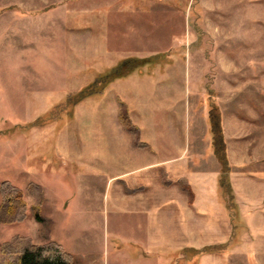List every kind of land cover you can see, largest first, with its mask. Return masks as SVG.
Masks as SVG:
<instances>
[{
  "label": "rangeland",
  "instance_id": "obj_1",
  "mask_svg": "<svg viewBox=\"0 0 264 264\" xmlns=\"http://www.w3.org/2000/svg\"><path fill=\"white\" fill-rule=\"evenodd\" d=\"M133 59L149 62L124 64V77L75 105ZM121 102L146 143L192 158L210 154L205 119L217 107L230 177L228 150L246 147L255 161L244 169L264 180V0H0V183L24 191L28 205L24 222L0 223V264L1 246L16 236L58 243L74 264H264L259 187L251 204L236 185L235 211L224 203V245L162 257L126 239ZM31 184L45 195L42 224Z\"/></svg>",
  "mask_w": 264,
  "mask_h": 264
},
{
  "label": "crops",
  "instance_id": "obj_2",
  "mask_svg": "<svg viewBox=\"0 0 264 264\" xmlns=\"http://www.w3.org/2000/svg\"><path fill=\"white\" fill-rule=\"evenodd\" d=\"M137 89L139 93L136 97L140 100L142 86ZM125 105L132 124L139 130L140 141L148 145L146 149L135 147L132 135L127 132L123 136L125 145L118 148L126 167L124 175L127 182L124 193L119 196L124 200L127 228L129 226V229L126 228V239L146 251V254L156 253V256L162 257L180 256L182 251L228 243L232 226L228 224L227 214L223 210L225 205L218 192L220 171L212 146L209 144L208 147L210 154L206 152L194 158L180 148L153 147L145 142L138 117L134 118L130 105ZM205 121L208 128V119ZM228 152L236 168L230 177L232 188L234 192L235 185L242 189L251 204V200H256V187L260 189L258 192L263 190L264 180L256 181L244 169L255 161L249 154L244 156L246 147L240 156L234 151ZM79 154L77 151L76 164L81 170ZM149 170L157 171L153 176L144 174ZM166 173L167 179L164 176ZM181 180L186 181L191 195L180 188ZM262 201L264 199L259 202ZM260 205L263 207L262 203Z\"/></svg>",
  "mask_w": 264,
  "mask_h": 264
},
{
  "label": "trees",
  "instance_id": "obj_3",
  "mask_svg": "<svg viewBox=\"0 0 264 264\" xmlns=\"http://www.w3.org/2000/svg\"><path fill=\"white\" fill-rule=\"evenodd\" d=\"M129 62L132 66L135 62L140 63L137 65H144L149 61L147 59L124 61L119 67L112 69L105 75H101L93 84L77 94L75 96V105L93 94H102L111 83L124 77L125 74L123 75L120 69L124 64ZM215 110H217V107H210L208 126L212 139L213 153L221 166L218 177V192L222 202L228 205L229 210L235 211V197L230 178L232 167L227 159L226 143L220 131V120ZM119 119L125 131L132 135L134 146L143 149L148 148L147 144L140 141L139 130L132 124L126 106L122 102L119 104ZM179 185L182 190L191 195V191H189L185 180H181ZM35 189L39 191L38 194L33 193ZM27 193L36 200L32 212L37 222L42 224L45 221L40 213L43 203L45 202L44 192L39 186L37 187L31 184L28 186ZM25 197V192L14 187L11 183H0L1 224L13 225L22 223L26 220L28 205L26 204ZM1 253L4 258V264H74L73 256L60 244L51 242L47 245H37L33 243L30 237H14L10 242L4 243L1 246Z\"/></svg>",
  "mask_w": 264,
  "mask_h": 264
}]
</instances>
